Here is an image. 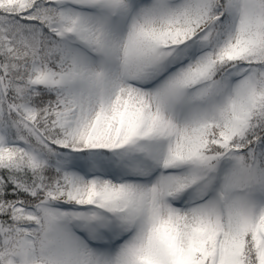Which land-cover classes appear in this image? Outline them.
I'll return each mask as SVG.
<instances>
[{"label":"snow or ice","instance_id":"obj_1","mask_svg":"<svg viewBox=\"0 0 264 264\" xmlns=\"http://www.w3.org/2000/svg\"><path fill=\"white\" fill-rule=\"evenodd\" d=\"M0 264H264V0H0Z\"/></svg>","mask_w":264,"mask_h":264}]
</instances>
